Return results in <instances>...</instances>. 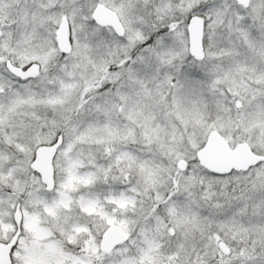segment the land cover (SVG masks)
Masks as SVG:
<instances>
[{
  "label": "snow or ice",
  "instance_id": "obj_1",
  "mask_svg": "<svg viewBox=\"0 0 264 264\" xmlns=\"http://www.w3.org/2000/svg\"><path fill=\"white\" fill-rule=\"evenodd\" d=\"M0 264H264V0H0Z\"/></svg>",
  "mask_w": 264,
  "mask_h": 264
}]
</instances>
